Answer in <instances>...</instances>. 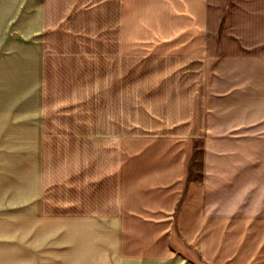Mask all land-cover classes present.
<instances>
[{"label":"crops","instance_id":"crops-1","mask_svg":"<svg viewBox=\"0 0 264 264\" xmlns=\"http://www.w3.org/2000/svg\"><path fill=\"white\" fill-rule=\"evenodd\" d=\"M233 3L238 26L147 0L137 43L123 0H0V264H264V116L242 113L264 67L221 68L264 66V0ZM137 46L158 62L143 136L118 67Z\"/></svg>","mask_w":264,"mask_h":264},{"label":"rangeland","instance_id":"rangeland-1","mask_svg":"<svg viewBox=\"0 0 264 264\" xmlns=\"http://www.w3.org/2000/svg\"><path fill=\"white\" fill-rule=\"evenodd\" d=\"M217 6L215 8V22L216 23H222L225 24V21L227 18H229V14L235 16L234 24L235 26H238L240 24V13H239V6L233 3L234 0H216ZM135 5L136 9L135 13L137 15L135 16L137 19V22H134L135 26L128 27L124 29V34L126 37H128L129 40H132L133 37L134 40L139 43L141 40H144L147 38V22L144 18L146 15L145 10H147V0H123L122 4V20H126V16L128 14H125V10L130 6ZM238 11L236 13L231 14V11ZM248 18H250L251 22H255V14L254 9L252 8L251 15H248ZM230 20V19H229ZM254 20V21H253ZM245 32V30H241L239 28H232V29H224L221 28L219 32H230L237 33V32ZM238 40L235 37H229L227 35L220 36L216 39L217 47H220L223 49V51L226 52H233L237 51L238 47L236 46L238 44ZM138 45V44H137ZM214 47V45H213ZM127 57V56H125ZM257 61H232L229 62L225 66H221V68L225 69H256L259 67H264L263 64L259 65ZM118 67L120 71V80L128 82L130 81L131 85H134V91H135V106H136V122H137V136H143L144 134L147 135V68H154L158 67V62H149L147 64V47L142 46L140 48L137 46L136 48V55L132 58H121L118 62ZM210 69L215 68V66L210 65ZM129 79V80H128ZM128 80V81H127ZM134 81V82H133ZM122 83V82H121ZM246 83L250 87L255 86V76L254 74H251L248 76ZM131 87V86H130ZM264 88V83H263ZM248 95L247 100L251 101L252 105L254 106L256 104L255 101V95L254 93L251 94H240L237 95L236 100L237 101H243V99L246 98ZM131 96V94H130ZM262 97V101L259 100V97ZM219 103L217 101L211 100V112H224L225 110L223 108H216ZM262 105V108L260 106ZM257 106L258 109H249V110H242L243 112L247 113V116L249 118L256 117V115H260V113L264 116V92L262 95L258 94L257 97ZM248 111V112H247ZM264 127V126H263ZM199 154L197 153V159ZM198 164V163H196ZM198 168V166L196 165ZM197 170V169H196Z\"/></svg>","mask_w":264,"mask_h":264}]
</instances>
